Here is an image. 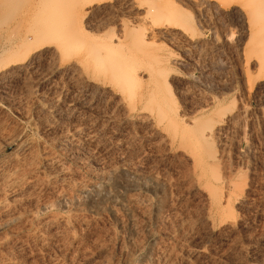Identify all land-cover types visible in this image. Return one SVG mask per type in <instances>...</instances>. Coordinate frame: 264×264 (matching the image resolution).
I'll return each instance as SVG.
<instances>
[{
  "label": "rangeland",
  "instance_id": "rangeland-1",
  "mask_svg": "<svg viewBox=\"0 0 264 264\" xmlns=\"http://www.w3.org/2000/svg\"><path fill=\"white\" fill-rule=\"evenodd\" d=\"M189 7V32L200 44L187 48L180 39H161L154 49L181 60L169 66L175 73L166 72L172 97V107L170 101L167 106L182 122L197 117L206 98L217 92H229L225 104L234 99L235 107L246 105L248 116L239 120L245 139L228 131L210 140L219 159L212 163L221 176L219 197L223 205L229 203L234 218L222 221L214 213L204 178L177 142L141 119V106L128 114L95 97L92 106L62 115L51 128L37 119L42 113L25 93L42 95L52 88V79L38 72L28 92L0 87V99L16 101L18 107H6V120L34 142L35 168L26 174L23 193L27 202L14 216L40 212L36 220L22 217L9 224L2 215L0 264H264V123L259 117L264 100L259 91L241 93L236 38L226 44L221 39L234 30L226 14ZM111 13L105 17L111 22L88 17V34L97 29L102 34L110 25L116 29L121 14ZM75 124L89 133L72 138ZM50 157L61 164L58 171L45 163ZM229 183L245 186L243 201L229 197ZM50 216L67 222L42 228L39 221Z\"/></svg>",
  "mask_w": 264,
  "mask_h": 264
},
{
  "label": "bare ground",
  "instance_id": "bare-ground-1",
  "mask_svg": "<svg viewBox=\"0 0 264 264\" xmlns=\"http://www.w3.org/2000/svg\"><path fill=\"white\" fill-rule=\"evenodd\" d=\"M176 1L182 6L175 0H0V87L12 85L28 92L36 73L40 72L44 80L52 79L50 93H25L33 96L42 113L37 119L50 128L62 115L85 105L92 106L95 97L114 103L128 114L141 106L142 115H137L151 121L170 141L177 142L190 158L193 169L204 178L214 213L226 221L234 217L229 203L223 205L222 196L219 197L222 191L218 192L216 183L219 184L221 176L212 165L213 162L217 165L219 159L210 140L228 131L239 138L247 137L239 121L248 116L246 105L235 107L234 99L225 104L224 93L229 92H217L206 98L205 108L200 109L197 117L182 122L167 106L171 103L169 107H172V97L168 93L170 77L167 79L166 72L172 69L174 72L169 66L180 64L181 60H171L172 56L167 58L154 47L157 40L175 41V38L187 48L198 46L200 39L193 38L187 25V20L192 18L186 20L193 11L187 12L185 8L189 5L197 12L205 7L221 10L234 28L221 39L226 44L236 38L241 93L250 96L259 91L264 100V0ZM111 10L121 15L128 12L130 16L115 18L119 20L116 29L110 25L102 34H97L98 29L95 34H88V17L104 23ZM143 87L147 93H143ZM139 90L143 92L137 93ZM15 104L16 101L10 104L8 99H0V218L7 216L5 224L22 217L36 220L40 215L29 209L14 216L27 202L23 197L28 183L26 174L35 168L33 139L21 135L4 116L6 107L18 108ZM259 117L264 123L263 106ZM88 133L77 124L70 130L72 138H82ZM7 147L13 149L5 152ZM46 161L54 170L60 169L56 158ZM227 186L229 197L239 203L245 186L239 183ZM66 222V218L50 216L41 219L39 225L57 227Z\"/></svg>",
  "mask_w": 264,
  "mask_h": 264
}]
</instances>
